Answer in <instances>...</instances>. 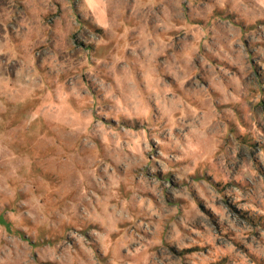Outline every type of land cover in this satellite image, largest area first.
Here are the masks:
<instances>
[{
    "label": "rangeland",
    "instance_id": "obj_1",
    "mask_svg": "<svg viewBox=\"0 0 264 264\" xmlns=\"http://www.w3.org/2000/svg\"><path fill=\"white\" fill-rule=\"evenodd\" d=\"M0 264H264V0H0Z\"/></svg>",
    "mask_w": 264,
    "mask_h": 264
}]
</instances>
